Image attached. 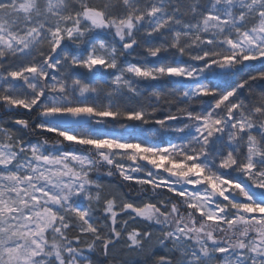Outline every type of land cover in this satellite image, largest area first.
<instances>
[{"label":"snow or ice","instance_id":"1","mask_svg":"<svg viewBox=\"0 0 264 264\" xmlns=\"http://www.w3.org/2000/svg\"><path fill=\"white\" fill-rule=\"evenodd\" d=\"M0 264H264V0H0Z\"/></svg>","mask_w":264,"mask_h":264}]
</instances>
